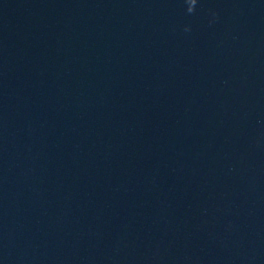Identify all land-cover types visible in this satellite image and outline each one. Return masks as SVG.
<instances>
[{
	"label": "water",
	"instance_id": "water-1",
	"mask_svg": "<svg viewBox=\"0 0 264 264\" xmlns=\"http://www.w3.org/2000/svg\"><path fill=\"white\" fill-rule=\"evenodd\" d=\"M0 264H264V0H0Z\"/></svg>",
	"mask_w": 264,
	"mask_h": 264
}]
</instances>
